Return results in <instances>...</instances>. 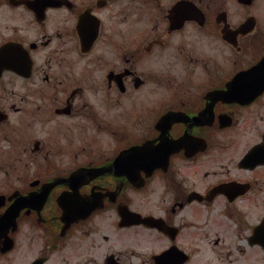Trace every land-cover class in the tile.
Segmentation results:
<instances>
[{"label":"flooded vegetation","instance_id":"obj_1","mask_svg":"<svg viewBox=\"0 0 264 264\" xmlns=\"http://www.w3.org/2000/svg\"><path fill=\"white\" fill-rule=\"evenodd\" d=\"M0 264H264V0H0Z\"/></svg>","mask_w":264,"mask_h":264},{"label":"rangeland","instance_id":"obj_2","mask_svg":"<svg viewBox=\"0 0 264 264\" xmlns=\"http://www.w3.org/2000/svg\"><path fill=\"white\" fill-rule=\"evenodd\" d=\"M99 72V71H98ZM69 77H74V75L71 72H68ZM91 87H88L86 90V93L83 94V97L85 98V101L87 103L85 108V116L74 118V121L72 120L73 125V132H74V144L78 148H81L83 145L82 143H79V136L81 131L84 130V136H88L90 138H93L97 140L98 136V126L100 124L99 122V108L97 104V100H100V95L94 94L92 90H90ZM90 111V113L88 112ZM80 111V110H78ZM80 113V112H78ZM77 113V114H78ZM117 119V112L114 108L113 104L106 105L103 101V98L101 97V150L105 149V145L109 146L113 142V136L109 132L108 125L112 124L111 126L115 127V122ZM61 121V118L57 119L56 123H59ZM61 134H58V140L60 139ZM87 147H94L97 148V145L94 146H87ZM9 148L6 149L5 152H9ZM17 164L23 163L20 161H16ZM17 168V167H14Z\"/></svg>","mask_w":264,"mask_h":264}]
</instances>
